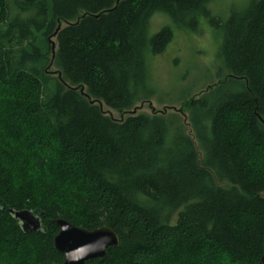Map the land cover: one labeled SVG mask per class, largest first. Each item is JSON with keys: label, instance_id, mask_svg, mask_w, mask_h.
<instances>
[{"label": "trees", "instance_id": "1", "mask_svg": "<svg viewBox=\"0 0 264 264\" xmlns=\"http://www.w3.org/2000/svg\"><path fill=\"white\" fill-rule=\"evenodd\" d=\"M214 1L0 0V264H62L57 219L116 234L88 264H264V0L215 25L217 82L178 112L99 106L149 101L151 59Z\"/></svg>", "mask_w": 264, "mask_h": 264}, {"label": "rangeland", "instance_id": "2", "mask_svg": "<svg viewBox=\"0 0 264 264\" xmlns=\"http://www.w3.org/2000/svg\"><path fill=\"white\" fill-rule=\"evenodd\" d=\"M245 2L247 0H215L209 6L208 17L213 20L214 25L208 19H201L196 32L174 28L172 42L150 62L155 95L124 114L114 113L103 105L101 110L115 120L124 119L131 114H152L162 110L166 113L178 112L183 106L179 104L183 96L194 92L197 94L205 86L217 82L220 67L216 56L221 44V34L215 25L225 22L231 11L243 8ZM166 26H172L168 17L154 14L149 21V36ZM54 41L51 39V43ZM181 115L184 119L185 114Z\"/></svg>", "mask_w": 264, "mask_h": 264}, {"label": "water", "instance_id": "3", "mask_svg": "<svg viewBox=\"0 0 264 264\" xmlns=\"http://www.w3.org/2000/svg\"><path fill=\"white\" fill-rule=\"evenodd\" d=\"M52 48L54 49V46ZM81 92L83 93V89ZM99 106L101 108L102 104ZM9 214L19 222L24 234L38 232L41 228L39 216L29 211L9 210ZM53 223L59 230L53 238V248L58 255L63 256L62 264H88L97 259H104L106 251L118 245L116 234L106 227L87 231L59 219Z\"/></svg>", "mask_w": 264, "mask_h": 264}]
</instances>
